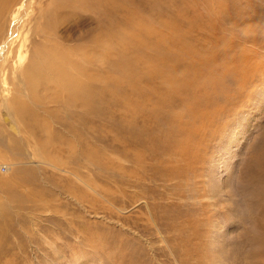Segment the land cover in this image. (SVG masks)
<instances>
[{"label":"rangeland","instance_id":"rangeland-1","mask_svg":"<svg viewBox=\"0 0 264 264\" xmlns=\"http://www.w3.org/2000/svg\"><path fill=\"white\" fill-rule=\"evenodd\" d=\"M72 1L0 0V86L50 46L96 99L21 100L22 121L0 100V264H264V0H142L130 24ZM220 46L238 84L205 89L193 47Z\"/></svg>","mask_w":264,"mask_h":264},{"label":"bare ground","instance_id":"bare-ground-1","mask_svg":"<svg viewBox=\"0 0 264 264\" xmlns=\"http://www.w3.org/2000/svg\"><path fill=\"white\" fill-rule=\"evenodd\" d=\"M72 2L73 3H66V4H68L67 6L71 5L72 7H75L76 9H78L80 7L88 8V7H91L92 5H95V4L106 5L107 8H105V9H107V10L105 11V16H106L105 18L109 19V20L114 19L113 21L116 24L119 23L118 22L119 18L116 19V17H119L118 14L122 13V12L126 13V16H125V19L123 20V22H126L128 24H130V22H133L134 20H137V19L139 21L143 17L141 15L140 9H138L136 7L137 3L142 2V0H74ZM14 3H17V2L13 1L12 4H10L8 6V8H10V6L12 7V5H14ZM64 6H65L64 3L61 5V7L59 6L60 10ZM51 8H54V7L52 6ZM50 11H52V10H50ZM55 12H56V10H55ZM53 13H51V14L53 15ZM72 14H73L72 11L68 12V15H72ZM54 15H56V14L54 13ZM61 16H63V15H61ZM102 17L104 18V15ZM102 17H100V19L103 21L104 19ZM55 18H57V17H55ZM58 20H59V18H58ZM59 21L57 23H59ZM49 24H50V22H49ZM51 24H52V22H51ZM128 24H124L122 26V28H128V26H129ZM57 25L58 24H55L53 22V24L51 25L52 27H50V31L52 32L53 27L55 29V27ZM12 27H13L12 30H14V32H15L16 28L14 26H12ZM116 31H118L117 36H118L119 40L122 42L121 35L123 34V31L120 30V29L116 30ZM47 32H48V30H46V32L45 31L42 32L43 33L42 35H43L45 41L49 40L48 36L50 35V33H47ZM111 34L112 33L110 32V35ZM236 34L237 33H234L235 36H236ZM127 35H128V33L125 36H123V37L126 39ZM47 38H48V40H47ZM110 38H111V36L108 37V39H110ZM232 38L233 37H230L228 40L230 41ZM24 40H25V38L22 39V41H21L22 43L19 44V47H18V50H17L18 55H19L20 58H21V56L24 53L23 49H21V46L24 45V43H23ZM10 49H11V47H10L9 43L0 44V55H1L0 56V72H3L4 69L7 67V66L5 67L4 63H2L1 57L3 58L4 53L9 51ZM112 50H113V47L108 45V47L103 49V52L111 53ZM124 50H126V47L124 48ZM36 51L38 52V50H36ZM56 51H55L54 48H51L49 46V48H45V50H43V52H44L43 56H41L39 58L33 57V58L29 59L28 62L25 65H22V68H21L20 71H18L17 69L11 68L12 70H14L17 73L16 74V78H17L18 81H17V83H13V86L15 87V89H14L15 93H12L11 88H7L6 87V84H5L6 80H9V79L7 77L4 78V80H5V82L3 83L4 87L0 86V90H2V88H3V90L0 91V93L6 91L7 93L8 92L10 93V96L8 97V95H6V97H5V96L2 95L0 97V100H9V101L13 100L12 102L10 101L12 103L13 113L16 115L15 117L18 116V118H21V121H22V119H23V117L25 115L33 113L32 112L33 110H31L28 107V105H25L23 103V101H21V100H26V101L27 100H29V101L30 100H41V101L42 100H45V101L47 100L48 101L50 99V101H51V100H61L62 99L63 101H67V102H69V101H73V102L78 101V103H80V105H84V106L91 105L87 109L90 112L93 110L94 107H96L95 106L96 105L95 104L96 101H92L93 99H95V95L92 94L93 89H89L90 87L87 88L84 85L83 81H82V78L84 77V75H83L84 73L82 74V73L78 72V70H75L74 67H73V62H71L69 59H67V57L65 55H63V54L60 55L59 53L57 54ZM11 53L13 54V52H11ZM227 53H228V50H226L223 46H220L219 51H216L214 49H208L207 50L206 48H204V49L201 48V50L198 49V51H197L193 47L192 67L188 71L192 73L194 79H196L195 80L196 83L201 84L205 89L211 90L212 88H219V89L223 88L224 87L223 83H226V80H227L228 77H231L233 79V75H231V73H233V67H232V65H230L229 63L226 62V59L228 57ZM7 55H8V53H7ZM40 55H42V54H40ZM48 56L51 58V60L48 58ZM87 56L88 55H86V57ZM230 58H232V57H230ZM18 60H19V58H18ZM18 60L15 58L14 61L10 62V63H12V66H16L17 63H18ZM69 61L71 62V64L69 63ZM159 62L166 66V69L163 72L167 73V75L170 78L171 83H174V85L178 84L179 86L177 85L178 87H176V88H179V90H181L183 81H184V84H185V82L189 81L188 80L189 79L188 76H186V75H188L187 72L185 73L186 75L184 74V76H186V78L183 76V74L180 76L178 72H175L173 70V68L175 66V61L172 58L159 56ZM8 65H9V63H8ZM132 65H133V63H132ZM10 66L11 65H9V67ZM74 66H76V65H74ZM240 66L241 65H238V67H240ZM70 67H72V70H75V71L74 72L70 71ZM16 68H18V67H16ZM221 70H225V72H227L228 74L225 75L226 73H223V74L220 73L219 71H221ZM79 71H80V68H79ZM81 72H83V71L81 70ZM235 81L236 80L233 79V82H235ZM235 83L238 84V82H235ZM111 86H113V85H111ZM93 88H94V86H93ZM51 89H53V90H51ZM226 89L229 90L227 87H226ZM106 90H107V88H106ZM102 91H104V90H102ZM109 91H111V90H109ZM179 92L180 91H178V93ZM178 93H177V96H178ZM181 96H182V93H181ZM109 97H111V96H109ZM179 97H177V98H179ZM214 97H216V96H214ZM161 102H162L163 105L165 104V101H161ZM182 102H185V101H181V104H183ZM186 104H191V102L190 101H186ZM9 105H11V104H9ZM84 106H83V108H84ZM8 109H9V107H8ZM9 110H8V113H9ZM29 116H31V115H29ZM93 116L94 115L90 116V118H93ZM7 118H8V116L7 117L4 116L3 120L6 123H8L11 127L15 128V129H18V125L17 124L13 125V122H11ZM125 120L126 119L124 118V121ZM179 122H180V120H179ZM25 123H27V121L25 122V120H24L23 124H25ZM38 123H41L43 125V121H40ZM175 123H176V121H175ZM15 132H19V130L15 131ZM171 132H173V131H171ZM178 133H180V132H178ZM2 200H3V202L0 203V214L2 213V211L5 210V205L3 204L5 201H4L3 198H2ZM19 208H21V207H19ZM2 227H5V225L3 226L1 224V221H0V231L2 230Z\"/></svg>","mask_w":264,"mask_h":264}]
</instances>
